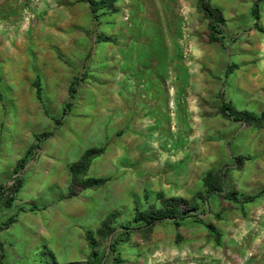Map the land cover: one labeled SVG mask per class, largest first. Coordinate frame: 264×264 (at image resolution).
<instances>
[{"label": "rangeland", "instance_id": "rangeland-1", "mask_svg": "<svg viewBox=\"0 0 264 264\" xmlns=\"http://www.w3.org/2000/svg\"><path fill=\"white\" fill-rule=\"evenodd\" d=\"M198 3L199 0H117L116 11L96 18L87 0H0V65L4 60L5 69L11 71L10 78L21 87L16 94L20 106L30 102V94L25 76L18 71L26 65L25 62L21 63L20 50L12 53L15 42L22 41V49L32 51L37 37L45 34L43 30L47 28L44 27L46 24L50 26L49 39L54 38L59 44L75 42L71 53L62 52V48L54 46L58 50L56 57L70 66L73 73L64 103L65 108L72 101L67 114L76 103L78 92L85 82L107 83L96 77L101 74L119 75L124 86L127 80L131 81L141 89L140 96L145 98H149L150 91L162 85L180 89L179 78H184L188 71L185 60L191 54L192 45L199 55L207 56L206 61L195 63L197 71L211 78L205 87L206 93L199 91L200 126L195 131L200 139L222 143L226 147L207 164V171L200 175L197 189L178 186L184 194L181 196L170 195L164 190L153 192L145 185L142 196L135 198L132 206L111 210H118L119 214L112 224L113 231L107 237L99 236L96 231L111 211L97 228L86 230V246L80 248L79 253L66 254L67 246L44 240L29 224L32 220L23 219L22 216L48 208L49 200L45 195L39 200L29 196L31 189L27 187V182L40 155L51 150L47 142L58 135L60 129H64L67 114L61 124L56 123L55 118L62 115L55 117L51 114L43 94L40 74L36 72L32 77L35 97L46 114L54 118L55 125L36 133L30 146H38L33 149L24 167L18 169L17 163L30 146L23 153L7 147V116L9 105L14 103V94H10L8 78L0 67V225L15 217L10 226L0 229L5 264H93L90 258L93 249L97 250L99 258L102 257L101 264H116L117 258L123 260L120 264H264V128L248 125L220 112L224 101L236 110L258 114L264 110V101L261 104L258 99L247 101V94L238 89L232 80L234 72L246 65L259 63L261 54H264V49L259 46L264 44V0H224V5L211 0L224 18L222 42L210 39L209 19L199 10ZM256 3L259 4L258 19L253 14ZM190 40L193 43L189 44ZM108 44L113 47L111 54L107 53L110 47L106 52L103 48ZM246 57L248 60L244 59ZM227 69L230 74H226ZM194 76L197 77L196 74ZM74 81L76 92L72 98L70 91ZM36 83L41 86V99L37 95ZM168 104L166 101L169 110ZM179 107L182 111L186 109L183 104L177 105L176 109L179 110ZM218 117H222L227 124L206 127L202 123L213 124ZM183 123L178 127L187 134L190 130L188 121ZM44 132L50 134L39 140L38 136ZM75 138L82 144L78 134ZM100 146L106 150L107 142L88 148ZM16 153H22V156L13 163L10 156ZM239 155L249 156L241 168L235 160ZM71 165L69 187L61 199L80 195L87 189H98L77 185L75 189L78 192L69 195ZM210 170L223 175L222 192L206 193L204 177ZM87 176H91L89 170ZM97 178H106L105 184L110 179ZM18 181H21V185L15 199L11 205H7L11 192L8 188L14 187ZM233 191H237L240 198L247 194L263 193L254 201L241 203L225 197ZM160 192L166 197L187 199L186 206L191 215L179 220L164 218L152 226H147L144 221L136 222L137 208L144 210L151 205L163 207L158 197ZM193 206L198 208L193 209ZM209 224L217 229L218 234L210 229ZM89 230L94 232V244L87 239ZM155 231L173 234L160 240L154 238Z\"/></svg>", "mask_w": 264, "mask_h": 264}, {"label": "crops", "instance_id": "crops-1", "mask_svg": "<svg viewBox=\"0 0 264 264\" xmlns=\"http://www.w3.org/2000/svg\"><path fill=\"white\" fill-rule=\"evenodd\" d=\"M213 2L224 5V0ZM44 27H47L43 30L45 34L37 37L33 52L22 49L23 42L20 40H16L12 52L20 50L21 63L26 64L18 71L25 76L30 94L28 104L19 105L16 94L21 87L10 78L11 71L5 69L4 60L0 65L8 78L10 94H14V103L9 105L7 116V147L22 153L34 142L36 133L55 125L54 118L46 114L35 97L32 77L36 72L40 74L48 109L58 117L63 113L73 76L70 66L56 57L58 50L54 46L62 48V52L71 53L75 42L59 44L54 38L49 39L50 26L46 24ZM260 45L264 49V44ZM103 48L105 52L108 48L107 53H113L111 44ZM190 52L185 60L188 71L184 78H179L180 89L162 85L150 91L149 98H145L140 96L141 89L134 83L127 80L124 86L119 75L111 74L96 76L106 80V84L85 82L80 88L76 103L65 116L64 129L47 142L51 150L41 154L39 161L33 164L34 169L27 182V187L31 189L29 196L39 200L45 195L49 200L44 211L22 216L32 220L29 224L40 237L67 246L65 253L75 255L86 246V230L97 228L112 209L132 206L135 198L142 196L145 185L153 192L164 190L170 195L181 196L184 194L178 186H186L190 190L199 186V177L207 171V164L226 147L222 143L200 139L195 131L200 126L199 91L206 93L205 87L211 78L200 74L195 65L199 60L206 61L207 56L199 55L192 45ZM261 57L259 63L244 66L232 77L238 89L247 94V101L258 99L260 104L264 101L263 53ZM244 59L248 60L247 57ZM229 69L226 74L231 73ZM166 101L169 102V110ZM180 104L186 109L182 111L179 107L177 110ZM187 121L190 130L184 134L178 124L183 125ZM213 121V124L202 123L206 127L227 124L222 117ZM76 134L81 137L82 144L76 140ZM103 141L107 142V148L93 159L89 174L110 177L109 181L98 189H87L80 195L61 199L69 187L70 165L86 148ZM22 153L12 154L11 161L16 163ZM172 234L155 231L154 238L161 240Z\"/></svg>", "mask_w": 264, "mask_h": 264}, {"label": "trees", "instance_id": "trees-1", "mask_svg": "<svg viewBox=\"0 0 264 264\" xmlns=\"http://www.w3.org/2000/svg\"><path fill=\"white\" fill-rule=\"evenodd\" d=\"M90 3L91 10L96 18L100 17L102 14L109 11H116L118 7L116 6L117 0H87ZM258 3L255 4L253 9V14L256 19L260 17ZM198 8L201 12L204 13V16L209 19V37L213 41H223L224 35L222 30V23L224 21L223 15L219 8L212 5L211 0H199ZM107 40V39H106ZM75 81L71 87V97H74L75 90ZM37 86V95L41 99L42 90L39 83H36ZM72 105V101H69L62 113L60 118H55L57 124H61L62 118L67 114L69 108ZM220 112L224 114L226 117H233L236 120H241L246 122L248 125H256L258 127L264 128V110L261 113H255L249 110H236L232 107L230 103L223 102L220 107ZM50 132H44L38 136V139L48 136ZM38 144H33L27 150L24 157H22L17 163V168H23L26 161L28 160L31 152ZM105 150L104 146L100 147H91L85 150L82 156L71 165V173H72V184L69 195H75L78 191L75 189V186H80L82 188H99L105 184L107 181L106 178H97L87 176L90 164L92 160L103 153ZM249 159L248 155H239L235 158L236 165L241 168L245 161ZM223 175L220 172H214L210 170L206 176L204 177L205 185L207 186L206 193L209 194L212 191H223ZM21 185V181H18L14 187L8 188L10 190V194L7 197L6 204L11 205L15 199V194L19 190ZM2 186H0L1 188ZM263 192L255 193V194H247L243 195L241 198L237 195V191H233L225 197L228 199L246 203L254 201ZM158 197L161 199L163 207L157 208L154 205H151L147 209L140 210L136 209L135 221H144L147 226L154 225L155 222L163 220L164 218H171L174 220L183 219L191 214H189V208L186 206L188 200L183 197H166L162 192L158 193ZM197 206H193V209H197ZM119 214L118 210L111 211L105 219L102 221L100 227L97 229L96 233L99 236L107 237L112 231L113 226L117 215ZM15 221V217L10 218L7 222L0 225V229L10 226ZM209 227L212 231H215L218 234V231L212 224H209ZM87 239L91 244H94V232L87 231ZM97 250H92L90 253V258H92L93 264H101L102 257L99 258ZM5 253L3 252L0 245V264H5L4 262ZM116 264H120L123 262L122 259L117 258Z\"/></svg>", "mask_w": 264, "mask_h": 264}]
</instances>
